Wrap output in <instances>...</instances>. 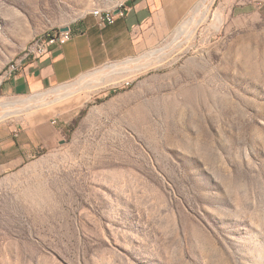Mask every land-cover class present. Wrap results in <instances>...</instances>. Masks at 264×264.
Segmentation results:
<instances>
[{
	"label": "rangeland",
	"instance_id": "rangeland-1",
	"mask_svg": "<svg viewBox=\"0 0 264 264\" xmlns=\"http://www.w3.org/2000/svg\"><path fill=\"white\" fill-rule=\"evenodd\" d=\"M129 1L0 0V79ZM166 7L157 47L0 97V122L42 112L60 128L0 178V264H264V0Z\"/></svg>",
	"mask_w": 264,
	"mask_h": 264
},
{
	"label": "crops",
	"instance_id": "crops-1",
	"mask_svg": "<svg viewBox=\"0 0 264 264\" xmlns=\"http://www.w3.org/2000/svg\"><path fill=\"white\" fill-rule=\"evenodd\" d=\"M167 2L177 0H131L113 25L99 26L94 17L84 19L64 46H54L45 57L24 60L11 76L4 74L0 97L35 96L157 47L176 24L169 19ZM53 121L47 113L36 112L23 121L0 122V178L58 140L60 128Z\"/></svg>",
	"mask_w": 264,
	"mask_h": 264
},
{
	"label": "built area",
	"instance_id": "built-area-1",
	"mask_svg": "<svg viewBox=\"0 0 264 264\" xmlns=\"http://www.w3.org/2000/svg\"><path fill=\"white\" fill-rule=\"evenodd\" d=\"M126 5L127 3H122L116 10L102 8L93 9L90 14L96 19L99 26L113 25L116 22L118 16L122 17L125 15V11L127 10ZM72 36L73 31L71 28H69L67 31L59 29L51 35H48L45 40L37 41V43L32 47V49L29 51V54L24 59H22L20 62H13L10 67L9 76L19 70L24 60L29 58L39 59L50 55L54 46H64L71 40ZM127 84H129V82H127ZM53 123L55 124L56 121H53Z\"/></svg>",
	"mask_w": 264,
	"mask_h": 264
},
{
	"label": "water",
	"instance_id": "water-1",
	"mask_svg": "<svg viewBox=\"0 0 264 264\" xmlns=\"http://www.w3.org/2000/svg\"><path fill=\"white\" fill-rule=\"evenodd\" d=\"M68 29H69V27H66V28H64L63 30H64V31H67Z\"/></svg>",
	"mask_w": 264,
	"mask_h": 264
},
{
	"label": "bare ground",
	"instance_id": "bare-ground-1",
	"mask_svg": "<svg viewBox=\"0 0 264 264\" xmlns=\"http://www.w3.org/2000/svg\"><path fill=\"white\" fill-rule=\"evenodd\" d=\"M194 21V20H193ZM2 118V116H0V119Z\"/></svg>",
	"mask_w": 264,
	"mask_h": 264
}]
</instances>
